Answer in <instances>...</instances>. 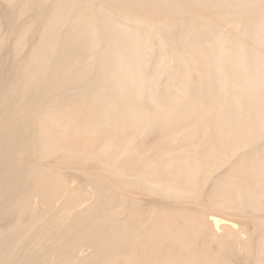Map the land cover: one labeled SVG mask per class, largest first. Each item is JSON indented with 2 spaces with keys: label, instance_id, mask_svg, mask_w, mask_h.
Instances as JSON below:
<instances>
[{
  "label": "bare ground",
  "instance_id": "1",
  "mask_svg": "<svg viewBox=\"0 0 264 264\" xmlns=\"http://www.w3.org/2000/svg\"><path fill=\"white\" fill-rule=\"evenodd\" d=\"M3 1L0 264H264V0Z\"/></svg>",
  "mask_w": 264,
  "mask_h": 264
},
{
  "label": "rangeland",
  "instance_id": "2",
  "mask_svg": "<svg viewBox=\"0 0 264 264\" xmlns=\"http://www.w3.org/2000/svg\"><path fill=\"white\" fill-rule=\"evenodd\" d=\"M52 2V0H49L48 1V3H51ZM0 7H2L5 11H9V10H12V9H10L7 5H6V3L3 1V0H0ZM16 9V8H15ZM17 10L20 12H23L24 10H25V6L24 5H22V6H20V5H18L17 6ZM13 11V10H12ZM15 12V11H14ZM26 15L25 14H23L22 16H20V17H18L17 18V20H16V22H17V24H19V23H21V21L22 20H25L26 19ZM5 36H6V33L3 31V29H0V48H4V47H8V45H10V39L8 40V42H7V40H4V38H5ZM72 172V171H71ZM71 172L70 171H68L66 174H67V177L69 176V177H71V175H73L74 174V172H72V174H71ZM68 173H69V175H68ZM75 176H72V177H74L75 179H76V174H74ZM88 191H85V192H83L82 193V195L83 194H85V195H87L88 193H87ZM88 196V195H87ZM87 196L85 197L84 196V199L86 198V200L89 198H87ZM89 196L91 197V195H90V193H89ZM87 205H89V204H87ZM116 205H117V203H116ZM116 205H114V206H116ZM38 211H39V209H37ZM229 215H227V217H228ZM229 218H231V215H230V217ZM231 219H235L234 217L233 218H231ZM76 229H78V228H76ZM65 237V239H68L66 236H64ZM63 237V238H64ZM62 255H63V253H62V251H61V249H60V246H57V247H55L52 251H50V252H48V253H46V254H44V255H42V260L39 262V264H57L58 263V261H60V259L62 258ZM23 264H33V263H31L30 261H26V262H23Z\"/></svg>",
  "mask_w": 264,
  "mask_h": 264
}]
</instances>
